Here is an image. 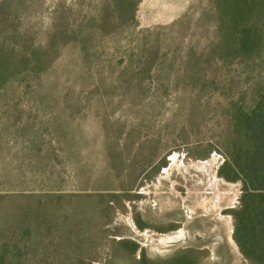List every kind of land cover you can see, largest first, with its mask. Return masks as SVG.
<instances>
[{
	"label": "rangeland",
	"instance_id": "rangeland-1",
	"mask_svg": "<svg viewBox=\"0 0 264 264\" xmlns=\"http://www.w3.org/2000/svg\"><path fill=\"white\" fill-rule=\"evenodd\" d=\"M108 1L33 0L16 19L35 46L19 34L13 41L19 42V57L41 55L34 49L48 38L59 5L74 15H94ZM138 2L137 25L104 36L97 69L86 67L82 74L70 36V45L42 54V75L21 78L17 86L9 82L0 97V135L5 128L21 134L0 146V178L31 176L22 169L35 163L36 135L53 140V167L65 180L61 187L86 195L49 208L47 223L37 216L38 245L22 264H72L80 256L84 264H133V257L159 264H248L234 238L242 184L226 181L219 169L232 103L251 97L234 61L215 54L217 0ZM136 38L159 50L150 71L130 72L137 64L129 60ZM31 67L22 64L18 73ZM100 70L106 81L93 90L85 79ZM124 75L128 79H118ZM40 76L45 94H32ZM55 129L71 140L55 142ZM211 160L213 167L205 169ZM96 194L103 199L88 197ZM28 206L20 199L0 200V245L11 240ZM79 218L80 238L74 233ZM123 239L131 242L129 249L113 244Z\"/></svg>",
	"mask_w": 264,
	"mask_h": 264
},
{
	"label": "trees",
	"instance_id": "trees-1",
	"mask_svg": "<svg viewBox=\"0 0 264 264\" xmlns=\"http://www.w3.org/2000/svg\"><path fill=\"white\" fill-rule=\"evenodd\" d=\"M32 1L0 0V97L4 95L6 87L13 80V86H17L21 78L34 74L42 75L43 55L50 50L58 52L63 45H70V36H74L71 46L77 50V61L81 65L82 72L86 67L97 69L101 66L98 49L102 46L104 36L114 35L115 30L123 25H137L138 0H109L98 14L94 15H74L65 5H59L48 38L42 40L43 45H39L41 47L34 49L41 50L39 52L41 55L19 57L16 49L19 42H13L20 40L19 34L22 33L29 45L35 46L32 38L22 32L20 22L16 19V16ZM216 10L219 18L215 27V54L221 60L231 58L234 61L251 97L248 101L242 95L232 103V124L226 139V158L219 169V176L229 182H241L240 206L234 211L237 223L234 238L248 264H264V0H217ZM141 39L136 38L135 46L131 49L129 56L131 66L137 64H134L136 69L130 72L138 69L150 71L157 60L159 50L150 51L147 49L146 39ZM136 52L141 53L137 58L134 54ZM22 64H29L32 67L20 74L18 68ZM49 73L47 72L46 76ZM136 76V74L131 75L130 79ZM128 77L124 75L118 79H128ZM85 80L93 82V90H98L100 85L105 83L106 78L101 75L100 70L99 73L89 74ZM43 92V80L40 76L32 94L43 95L45 94ZM54 131V141L58 144L71 140L65 131L59 129ZM32 136L31 152L36 160L30 168L22 169L23 174L27 173L31 176L9 175L0 178L1 201L20 199L29 203L20 217L18 230L13 231L11 240L4 241L0 245V264H22L21 259L28 254L30 248L38 245L39 237L34 227L37 216H43L44 222L47 223L52 218L51 214H48L49 208L59 207L64 202L68 206L72 201L86 197L79 192H70L61 187L65 180L53 167L54 150L51 147L53 140L43 141L41 137ZM20 137L21 134L11 133L5 128V133L0 135V146L11 141L12 138ZM88 197L103 199L104 196L96 194ZM110 202H104L109 209L114 205ZM99 203L103 204V201ZM68 219L69 216L66 220ZM82 221L79 218L75 226L74 233L78 238L82 236L80 226ZM110 223L111 221L108 222ZM139 227L142 228L140 223ZM62 231L66 232L65 226ZM21 243L25 244L24 249ZM113 244L129 249L131 242L123 239L118 242L113 241ZM138 249L139 246L135 245L131 249V254L135 255ZM132 260L133 264H159L158 261L148 260L145 257H140L138 260L133 257ZM72 264H84L83 257L80 256Z\"/></svg>",
	"mask_w": 264,
	"mask_h": 264
},
{
	"label": "bare ground",
	"instance_id": "bare-ground-1",
	"mask_svg": "<svg viewBox=\"0 0 264 264\" xmlns=\"http://www.w3.org/2000/svg\"><path fill=\"white\" fill-rule=\"evenodd\" d=\"M214 162H215V160H211V161H208V162H206V163H204V165H203V167L205 168V169H211L212 167H213V164H214ZM195 168H197V169H199V167H195ZM221 179H219L218 177H216V179H215V181L217 182V181H220ZM223 182H225L224 180H223ZM182 236V235H181ZM180 236V237H181ZM183 238V237H182ZM179 239V238H178ZM167 241V240H166ZM167 243V242H166Z\"/></svg>",
	"mask_w": 264,
	"mask_h": 264
}]
</instances>
